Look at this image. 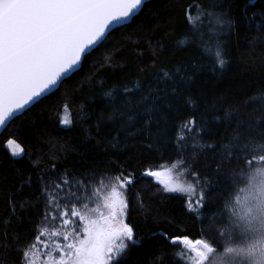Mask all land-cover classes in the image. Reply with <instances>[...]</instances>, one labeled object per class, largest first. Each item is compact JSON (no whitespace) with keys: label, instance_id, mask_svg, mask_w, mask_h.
Instances as JSON below:
<instances>
[{"label":"trees","instance_id":"obj_1","mask_svg":"<svg viewBox=\"0 0 264 264\" xmlns=\"http://www.w3.org/2000/svg\"><path fill=\"white\" fill-rule=\"evenodd\" d=\"M208 10L233 20L219 36L226 59L222 69L202 50L200 33L188 22L191 16L207 39ZM163 71L175 79L190 77L178 86L184 95L170 96L172 109H163L168 117L160 122L163 135L155 123L151 138L140 125L119 128L127 116L97 130L101 112L111 111L106 91L133 87L120 94L128 97L126 111L134 115L150 102L139 103L147 85L165 88L155 76ZM186 96L194 103H186ZM64 119L70 123L62 124ZM112 136L120 140L116 147L108 143ZM10 140L22 146L21 155H12ZM254 156H264V0H150L88 53L57 90L0 134V264H22L50 199L56 202L105 176L133 179L125 189L126 221L136 243H128L120 264H191V254L172 238L218 246L212 222L231 189L228 174ZM175 163L200 195L198 209L190 205L189 193L166 192L144 175Z\"/></svg>","mask_w":264,"mask_h":264},{"label":"snow or ice","instance_id":"obj_2","mask_svg":"<svg viewBox=\"0 0 264 264\" xmlns=\"http://www.w3.org/2000/svg\"><path fill=\"white\" fill-rule=\"evenodd\" d=\"M143 4L144 0H0V126L22 114L26 105L36 103L42 93L51 90L66 74L74 72L81 65L82 56L87 55L86 50L96 45L105 36L106 30L124 25ZM203 15L201 12L200 16ZM207 16V39H204V32L191 16L188 22L199 31L202 50L212 53L214 63L222 69L226 59L219 36L224 29H231L233 20L228 13L213 10H208ZM185 42L181 41L182 44ZM174 75L168 71L155 74L156 83L164 84L165 88L147 85V93L141 92L139 103L150 102L137 109L134 115L126 111L128 97L122 99L120 94L121 91L131 93L133 87L125 85L122 90L113 88L106 91V107L111 111L101 112L97 130L114 117L127 116L126 120L119 121V128L140 125L141 130L147 131L151 138L154 135L151 126L155 123L158 136L163 135L166 129L160 128V122H166L168 118L163 109H172L169 97L184 95V90L178 86L190 81V77L175 79ZM134 87L140 89L142 85L136 82ZM185 102L194 103L190 96L185 97ZM61 123L68 125L70 121L64 119ZM108 143L116 147L120 140L112 136ZM8 144L13 156L20 155L22 149L18 144L11 140ZM144 175L155 178L169 193L193 191L191 184L175 180L169 168L148 170ZM63 182L67 184L68 180L65 178ZM132 183L133 179L129 177L111 185L110 191L102 198V207L90 209L87 204L82 209L73 207L70 215L77 217L79 222L63 219V225L71 230L49 231L48 227H41L37 243H40V236H47L49 240L62 236L64 241L63 244L56 241L43 243L47 251L41 264H120L119 257L128 247L125 241L136 243L133 227L125 222L129 206L121 192ZM48 203L53 201L50 199ZM56 206L59 207L58 204ZM60 215L67 217L69 212L64 211ZM172 240H180L195 254L191 264L208 261L212 247L205 240H193L187 236L173 237ZM35 248L36 244H33L23 252L22 264H37Z\"/></svg>","mask_w":264,"mask_h":264},{"label":"clouds","instance_id":"obj_3","mask_svg":"<svg viewBox=\"0 0 264 264\" xmlns=\"http://www.w3.org/2000/svg\"><path fill=\"white\" fill-rule=\"evenodd\" d=\"M231 189L212 222L218 246L207 264H264V159L230 170Z\"/></svg>","mask_w":264,"mask_h":264},{"label":"rangeland","instance_id":"obj_4","mask_svg":"<svg viewBox=\"0 0 264 264\" xmlns=\"http://www.w3.org/2000/svg\"><path fill=\"white\" fill-rule=\"evenodd\" d=\"M15 142V141H14ZM15 144H18L20 146V149H22L23 152V148L22 146L15 142ZM11 152H12V148L9 146ZM19 151V149L17 150ZM22 152H20V155L22 154ZM163 168H169L172 169V175L173 178L181 183H184L185 185L191 184L189 181H187L182 174V170L180 171V164L175 163L173 165H163ZM162 167H158L155 169H152L153 171L155 170H161ZM117 177H120L121 179L118 180ZM155 180V178H153ZM122 180H124L123 177L121 176H105L102 177L98 180V182L96 183H88L86 186H82L79 187L77 190H75V192H72L70 194H66L64 196H61L59 198H57V201H53V203L50 205V208L48 209L47 212V220H43V222L41 223L39 232L37 234V236L40 233L41 227H48L49 231L52 230H56V231H65V230H71L69 229L67 226L63 225V219H69L70 221H78L77 217H71L70 212L71 209L73 207L77 208V209H82V206L84 204H87L88 207L91 208H95L97 206H101L103 204V196L106 195L111 188V185L113 184H119L122 182ZM156 181V180H155ZM192 185V184H191ZM126 188L121 189L122 194L124 195L125 199L127 200L126 197ZM198 194L195 192L194 188L192 192H189V202L190 205L195 208L198 209L199 205H201V201H200V195L197 196ZM59 205V207H57L56 205ZM67 206V207H65ZM64 211H68L69 215L67 217H62L60 215L61 212ZM53 217H55V219H53ZM127 219V217H126ZM127 222V221H125ZM75 227V224L72 225V228ZM36 236V238H37ZM36 238L33 240V242L28 245L25 250H27L31 245L36 244V248L34 249L35 253H36V257H37V264H41V262L46 259L44 253L47 251L46 249L43 248V243L47 242V243H52L54 241L56 242H60L61 244L64 243L63 241V237H52L51 240H49V238L47 236H40V243H37ZM196 240V239H193ZM130 241H125V243L128 245ZM181 243V242H180ZM182 247L187 250L193 260L195 259V254L191 252L190 249L186 248L182 243H181ZM211 246V245H210ZM126 250V249H125ZM124 250V251H125ZM57 256L59 255V253L56 254ZM206 262V261H205Z\"/></svg>","mask_w":264,"mask_h":264},{"label":"water","instance_id":"obj_5","mask_svg":"<svg viewBox=\"0 0 264 264\" xmlns=\"http://www.w3.org/2000/svg\"><path fill=\"white\" fill-rule=\"evenodd\" d=\"M148 1H150V0H144V4L142 5L141 9H142L143 6L145 5V3L148 2ZM141 9L138 10V12H137L136 15H138V14L140 13ZM136 15H135V16H136ZM135 16H134V17H135ZM134 17H131L127 22H125V24L130 23V22L133 20ZM125 24H124V25H125ZM118 27H119V26H118ZM115 28H117V27H112V28H110V30H106V32H105V36H104L103 38H101V40L98 41L97 44L94 45L92 48L86 50L87 54L90 53L92 50H94L96 47H98V45H100V44L105 40V38L110 34V32H111L112 30H114ZM85 56H86V55H85ZM85 56H82V58H81V65H82V62H83ZM81 65H80V66H79L74 72H76L77 70H79V69L81 68ZM74 72H71V73H69V74H66L64 77L61 78L60 81L57 82V85L54 86L51 90H46L45 93H42V94H41V97L38 98L37 102H38L40 99H42L43 97H45L46 95H49V94H51L52 92H54L55 90H57V89L60 87L61 83H62L66 78L70 77ZM34 104H35V103H34ZM34 104H32V103L30 102L29 105H26V106H25V110H23V112L26 111L27 109H29V108H30L31 106H33ZM23 112H22V113H23ZM20 115H21V114H20ZM18 116H19V115H18ZM16 117H17V116H16ZM16 117H15V118H16ZM13 119H14V118H12L10 121H7L6 124H5L4 126H0V134L5 130V128L11 123V121H12Z\"/></svg>","mask_w":264,"mask_h":264}]
</instances>
